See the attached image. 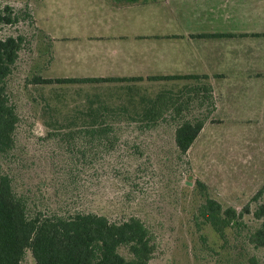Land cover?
<instances>
[{
	"label": "rangeland",
	"instance_id": "rangeland-1",
	"mask_svg": "<svg viewBox=\"0 0 264 264\" xmlns=\"http://www.w3.org/2000/svg\"><path fill=\"white\" fill-rule=\"evenodd\" d=\"M97 3L0 0V8L10 6L19 18L14 26L0 28V39H25L4 82L17 123L12 148L0 151V174L10 178L32 217L93 213L116 223L141 220L155 242L149 264H264V250L248 242L263 223L252 216L258 204L252 197L264 185V161L232 159L225 147L211 144L218 132L208 127L185 155L175 146L177 124L204 121L211 111L203 81L34 84L48 62L49 42L32 13L42 30L58 32L60 25L77 23L83 13L95 11ZM159 93L173 94L175 100L156 121L144 120L142 112L146 123H123L102 142L85 133L90 119L77 112L91 103H126L131 112L125 117L134 118L132 110H139L143 98ZM208 198L237 212L248 206L250 214L221 236L199 214ZM118 253L130 258L124 247ZM21 264H35L29 251Z\"/></svg>",
	"mask_w": 264,
	"mask_h": 264
},
{
	"label": "crops",
	"instance_id": "crops-1",
	"mask_svg": "<svg viewBox=\"0 0 264 264\" xmlns=\"http://www.w3.org/2000/svg\"><path fill=\"white\" fill-rule=\"evenodd\" d=\"M97 1L95 11L58 32L42 30L32 13L49 42L42 78L201 80L212 101L202 129L218 132L211 144L232 159L264 161V0ZM170 96L143 98L134 118L125 117L126 103H91L77 112L112 114L111 127L142 124L140 114L167 111Z\"/></svg>",
	"mask_w": 264,
	"mask_h": 264
},
{
	"label": "trees",
	"instance_id": "trees-1",
	"mask_svg": "<svg viewBox=\"0 0 264 264\" xmlns=\"http://www.w3.org/2000/svg\"><path fill=\"white\" fill-rule=\"evenodd\" d=\"M16 12L8 5L0 8V28L14 26L19 21ZM25 42L22 35L0 39V151L12 148L17 115L5 91V79L11 74L19 52ZM108 79H44L34 78V84H72L111 82ZM90 122L85 133L102 142L115 127L108 126L116 116L97 111L81 112ZM144 120L156 121L161 112L147 110ZM141 121V120H140ZM142 122V121H141ZM86 124V122L84 123ZM119 128V127H118ZM203 128V121L183 120L177 124L174 143L185 155ZM107 142V141H106ZM111 144V143H110ZM258 202L252 213L256 220H263L260 228L248 238L254 248L264 250V185L252 197ZM199 214L222 234L224 230L244 214H250L246 206L242 212L222 206L208 198ZM124 247L129 259L118 253ZM155 250L154 237L145 224L137 218L120 223L93 213H76L62 217L27 214L26 203L13 192L10 178L0 174V264H21L29 251L35 264H149Z\"/></svg>",
	"mask_w": 264,
	"mask_h": 264
}]
</instances>
